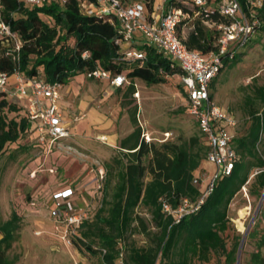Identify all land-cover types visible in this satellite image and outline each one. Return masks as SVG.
I'll return each mask as SVG.
<instances>
[{"label": "trees", "instance_id": "16d2710c", "mask_svg": "<svg viewBox=\"0 0 264 264\" xmlns=\"http://www.w3.org/2000/svg\"><path fill=\"white\" fill-rule=\"evenodd\" d=\"M134 1L120 0L124 5ZM139 1L149 12L157 3V0ZM244 1L240 0L242 5ZM2 4L3 17L22 44L18 60L14 61L12 56L6 55L12 52L11 45L0 38V70L9 75L18 70L23 78L36 77L65 86L71 79L78 76L88 78V73L98 69L112 76L122 75L125 83L121 87L127 86L124 95L130 96L134 94L133 81L136 79L147 85H157L170 78L178 79L182 74L179 67H171L167 57L143 42L134 43L131 48L143 52L145 59H127L123 49L115 43V28L105 19L82 15L78 0H67L63 5L52 1L34 8L18 0H2ZM258 14L261 26L257 31L264 32V0ZM209 20L219 19L213 15ZM215 39L216 33L197 21L185 44L188 49L207 55L217 49ZM239 57L237 52L232 59L224 61L211 86L226 65H235ZM179 87L187 99L185 89L181 84ZM245 105L251 123L247 134L235 139L234 149L239 161L231 175L218 182L201 209L184 217L178 224L162 211V203L176 208L181 200L193 201L200 196L203 183L195 185L193 180L198 176L196 172L200 171L201 162H205L208 147L202 138L203 148L200 152L195 150L198 139L194 137L180 144L143 142L135 116L131 114L134 130L119 141L120 155L107 165V169L103 167L105 178L98 191L100 205L90 210V219L84 221L71 238L72 246L79 247L83 253L99 255L105 264H114L121 253L125 264L208 263L212 256L219 254L224 256L225 264H236L240 242L227 250L223 235L233 222V217L229 216L230 203L249 180V176L240 179L243 166L247 163L248 168L264 167L255 148L262 120L257 105L264 107V84L253 89V95L247 97ZM24 138L36 140L26 103L18 99L8 100L0 93V155L8 145ZM253 178L255 187L248 192L259 198L264 190V173ZM139 207L150 215L149 223L137 215ZM19 222V216L13 212L0 225V264H15L6 252L17 240ZM135 232L146 237L145 246L120 243ZM244 232L237 230V237L242 239ZM251 236L253 234L247 233V238ZM251 262L264 264L259 252L251 255Z\"/></svg>", "mask_w": 264, "mask_h": 264}, {"label": "rangeland", "instance_id": "374dc122", "mask_svg": "<svg viewBox=\"0 0 264 264\" xmlns=\"http://www.w3.org/2000/svg\"><path fill=\"white\" fill-rule=\"evenodd\" d=\"M189 27L190 24L183 30L189 33ZM204 27L207 30L209 28L207 25ZM239 53V62L235 65L231 63L226 65L216 83L210 88L218 106L232 113L238 121L233 133L234 144L235 139L247 134L251 123L250 117L246 114V99L252 97L255 87L264 84V32H255ZM178 83V79L170 78L163 84L147 85L136 79L133 81L134 94L130 96L124 95L127 86L116 90L105 82L83 76L71 79L62 87L63 99L59 101L58 106L64 119L70 121L71 126H75L78 121L81 125L85 121L91 123L92 135H87L90 140L87 139L84 146L73 137L70 141L63 140L64 149L60 150L61 157L57 158L61 165L56 177L47 172H37L31 177L34 168L41 166V169H46L51 164V159L45 163L41 157H36L40 150L36 147L38 145L36 140L27 141L24 138L8 145L0 155V225L9 219L13 212L20 218V228L16 232L17 240L6 252L10 260H15V264H105L99 255L86 254L79 247L60 242L54 235L51 221L40 199L51 191L53 185L57 187L68 181L64 171L75 161L84 166L99 164L107 169V165L120 155L119 141L134 130L130 120L131 114L135 116L137 127L140 129V140L143 142L156 145L163 142L180 144L194 137L198 139L194 148L200 152L203 148L202 137L197 122L188 112L187 99ZM257 107L258 115L262 116L260 129L264 141V107L260 105ZM76 118L79 119L77 122ZM106 133L118 134L122 138L113 145L108 139L100 138ZM106 143H111L112 146ZM91 148L97 152H91ZM89 150L92 154L88 152ZM62 155L66 158L63 159ZM70 161L71 164L65 169L67 162ZM246 161L250 160L247 158ZM212 170V166L201 162L200 171L196 172V175L201 177ZM254 171V168H248L247 163L243 166L240 179L249 176L246 185L248 200L243 193L232 199L229 216L233 217L235 224L230 223L227 234L223 235L226 248L230 250L241 241L237 237V230L243 232L250 226L248 234L253 236L250 238L246 236L244 240L240 264H253L251 255L257 252L264 261V200L254 222L251 223L263 193L262 191L258 198L248 192L255 187L252 177ZM35 190L42 193L41 197L36 199L38 203L33 206L31 202H34L32 197ZM97 195L96 207L100 205L101 200L100 194ZM249 206L250 214L243 224ZM136 213L145 222H150V215L142 207L137 208ZM120 243L142 247L146 245V237L135 232L128 234ZM94 247L97 248V245ZM114 264H117V261ZM194 264H225V258L219 254L212 256L208 263L195 261Z\"/></svg>", "mask_w": 264, "mask_h": 264}, {"label": "built area", "instance_id": "2783aa9c", "mask_svg": "<svg viewBox=\"0 0 264 264\" xmlns=\"http://www.w3.org/2000/svg\"><path fill=\"white\" fill-rule=\"evenodd\" d=\"M18 1L32 8L52 1L62 5L67 2V0ZM78 1L82 15L105 19L115 28L117 35L115 43L120 45L127 59H145L143 52L131 48L132 44L143 42L167 57L171 67L177 66L182 72L178 81L186 91L188 112L197 122L200 134L208 147L205 163L212 166L213 170L204 176L198 175L194 178L193 184L203 183L197 199L191 201L185 198L176 208L162 203V211L172 216L174 223L178 224L184 217L201 209L218 182L231 175L240 159L234 149L233 134L238 121L232 113L218 106L210 88L224 61L227 58L232 59L235 53L245 47L261 26L258 11L262 8V0H245L244 5L240 0H157L151 12H148L143 2L139 0L125 5L120 0ZM213 15H217L219 20H209ZM196 21L209 26L216 33L217 49L207 55L190 50L185 44L188 35H184L183 28L190 24V33L195 29ZM0 38L12 47V52H7L6 55L17 61L22 44L3 17L2 0ZM87 77L99 81L106 80L113 87H121L125 83L122 75L112 76L98 69L88 73ZM62 87L61 84H51L36 77L23 78L18 70L12 75L0 70V93L8 100L18 99L26 103L28 118L34 124L36 142L45 147L47 152L63 150V140L70 138L69 128L58 106ZM262 136L261 130L255 148L264 161ZM90 173L95 175L96 190L99 191L105 178L103 166L93 165ZM259 173H264V167L255 169L253 176ZM247 183L241 187L240 193L248 200ZM73 195L72 189L53 195L54 200H63V210L57 215L53 227L54 235L68 246H72L71 238L77 234L80 225L90 219V211L80 208L72 199ZM249 214L250 206L243 218V224ZM117 264H125L122 253Z\"/></svg>", "mask_w": 264, "mask_h": 264}, {"label": "crops", "instance_id": "0c3cea01", "mask_svg": "<svg viewBox=\"0 0 264 264\" xmlns=\"http://www.w3.org/2000/svg\"><path fill=\"white\" fill-rule=\"evenodd\" d=\"M189 33H186L184 31V35H188ZM94 80V79H92ZM99 81V80H97ZM102 82H105L107 85L111 86L108 81L106 80H100ZM113 87V86H111ZM116 88V87H113ZM63 96L61 94V99L62 101ZM79 119H75V122H77ZM65 123L67 124V127L69 128L70 131V138L68 139L69 141L72 140V137L76 142H79L81 146H84V143L86 140H90L87 135H92V129H91V123H86V121L81 125L80 121L75 123V126H71L70 121H66L64 119ZM100 138H103V140H109L115 145L121 136L118 134H113V133H106L105 135L100 136ZM66 141V140H65ZM108 146H112L111 143H106ZM87 146V145H85ZM36 147L40 150H38V155L36 157H41L45 163H47L48 160H50L51 164L46 168V169H41V166H38L37 168H34L32 171L31 177L35 176V173L37 172H47L49 175L52 177H56L57 170L60 167V161L57 160V158L60 156L61 157V151L58 150H52L50 152L46 151V148L40 145H36ZM86 148V147H85ZM89 148V147H87ZM91 152L96 153V149L91 148ZM107 148V152H108ZM90 152V150L88 151ZM90 152V153H91ZM92 154V153H91ZM106 155V153H105ZM62 158H66L65 156L62 155ZM71 164L70 162H67L65 169H67ZM93 165H83L78 164L76 161L69 167V169L65 170V177L67 176V182L64 184H60L59 186L55 187L53 185V188L51 187V191H48L46 196L44 198H41L42 200V206L44 209L47 211L49 220L51 221L52 227L55 225L56 217L59 213L62 212L63 210V200L58 199L54 200L53 195L57 192L66 190V189H72L74 192L73 195V200L75 203L80 207V208H85L88 209L89 211L96 208L97 203H96V198L98 191L96 190V183H95V175L90 173V169L92 168ZM41 169V170H40ZM49 170H53V172H50ZM55 183V182H54ZM57 184V183H55ZM41 192V191H40ZM42 193V192H41ZM38 193V190H35L34 196L32 199H34V202H31V205H35L38 203L36 200L37 197H41L40 194ZM33 205V206H34ZM38 205V204H37ZM36 205V206H37ZM227 234V231L226 233Z\"/></svg>", "mask_w": 264, "mask_h": 264}, {"label": "water", "instance_id": "95a60500", "mask_svg": "<svg viewBox=\"0 0 264 264\" xmlns=\"http://www.w3.org/2000/svg\"><path fill=\"white\" fill-rule=\"evenodd\" d=\"M263 200H264V190H263V193H262V195H261V198H260V201H259L258 207H257V209H256V211H255V213H254V215H253V217H252V219H251V223L254 222V220H255V218H256V215H257V213H258V211H259V208H260V206H261ZM249 229H250V226L245 230V232H244V234H243V236H242V239H241V241H240V244H239V247H238V251H237V255H236V264H240L241 250H242V247H243V244H244V240H245V238H246V236H247V233H248Z\"/></svg>", "mask_w": 264, "mask_h": 264}]
</instances>
